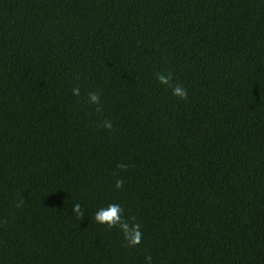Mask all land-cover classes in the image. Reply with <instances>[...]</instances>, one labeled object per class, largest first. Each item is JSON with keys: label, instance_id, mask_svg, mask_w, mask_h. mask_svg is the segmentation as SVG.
<instances>
[{"label": "trees", "instance_id": "1", "mask_svg": "<svg viewBox=\"0 0 264 264\" xmlns=\"http://www.w3.org/2000/svg\"><path fill=\"white\" fill-rule=\"evenodd\" d=\"M0 264H264V0H0Z\"/></svg>", "mask_w": 264, "mask_h": 264}, {"label": "clouds", "instance_id": "2", "mask_svg": "<svg viewBox=\"0 0 264 264\" xmlns=\"http://www.w3.org/2000/svg\"><path fill=\"white\" fill-rule=\"evenodd\" d=\"M156 79L159 81L162 85H168L171 80V74L165 76L163 74H157ZM78 89L73 90V94H78ZM172 95L179 97L181 100L186 99L187 92L184 88L180 87L179 85L172 88ZM88 99L91 103L95 104L97 103V95L95 93L90 92L88 94ZM105 128L110 129L112 127L110 122H107L104 124ZM122 167V166H121ZM121 186V182L118 180L116 182V187L119 188ZM72 211L76 213L77 216H79L80 213V205L76 204L73 205ZM120 208L118 205H109V207L106 210L98 211L94 215L95 222L99 224H107L109 227H112L114 225H117L120 223V218L118 216V213L120 212ZM121 230L125 234V239L129 241L130 245H134L139 243V236L140 233L138 231L134 232V235L130 236L128 233V229L126 225H121ZM145 260L150 262L151 257H145Z\"/></svg>", "mask_w": 264, "mask_h": 264}]
</instances>
